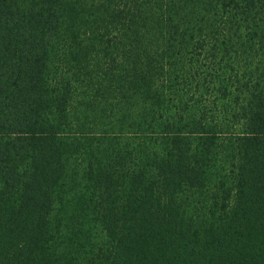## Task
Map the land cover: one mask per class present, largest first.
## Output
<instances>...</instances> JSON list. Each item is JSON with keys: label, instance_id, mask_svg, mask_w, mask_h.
<instances>
[{"label": "trees", "instance_id": "obj_1", "mask_svg": "<svg viewBox=\"0 0 264 264\" xmlns=\"http://www.w3.org/2000/svg\"><path fill=\"white\" fill-rule=\"evenodd\" d=\"M0 264H264V0H0Z\"/></svg>", "mask_w": 264, "mask_h": 264}]
</instances>
